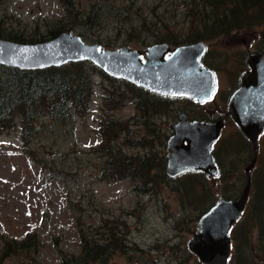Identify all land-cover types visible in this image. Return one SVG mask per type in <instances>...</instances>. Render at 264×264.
<instances>
[{"label": "rangeland", "instance_id": "374dc122", "mask_svg": "<svg viewBox=\"0 0 264 264\" xmlns=\"http://www.w3.org/2000/svg\"><path fill=\"white\" fill-rule=\"evenodd\" d=\"M187 3L0 0V33L45 41L61 29L103 49L128 45L144 50L165 41L168 32L180 40L185 37L192 19L185 14ZM263 34L264 23L207 42L205 60L217 69L219 101L234 89L248 48L256 35ZM90 78L91 94L83 114L66 123L49 115L38 117L27 148L20 141V126L0 135V264H58L64 257L79 254L81 229L98 243L113 234V241L120 238L127 245L129 249L118 246L111 250L105 264H199L187 247L197 220L217 199L240 197L246 183L244 167L254 154L252 144L238 130L231 143H219L216 153L223 175L205 179L211 188L206 194L194 176L165 181L153 174L151 183L131 177L113 181L102 170V145L120 147L129 157L150 152L164 155L170 131L149 125L150 117L143 115L151 113L153 100L149 98L141 111L138 96L144 95L131 92L124 80L98 70ZM174 106L199 109L185 98L177 99ZM114 123L124 125L116 142L111 141L107 127ZM229 131L231 128L225 129L222 139ZM241 139L246 146L233 150L231 145H241ZM256 165L264 178V151L257 156ZM231 168L234 178L227 177ZM33 231L40 238L36 252L16 251L2 257L4 240H19ZM250 239L256 242L253 231ZM232 245L229 264L236 255L246 258L243 264H263L259 257L256 262L251 246Z\"/></svg>", "mask_w": 264, "mask_h": 264}, {"label": "water", "instance_id": "95a60500", "mask_svg": "<svg viewBox=\"0 0 264 264\" xmlns=\"http://www.w3.org/2000/svg\"><path fill=\"white\" fill-rule=\"evenodd\" d=\"M206 49L203 41L172 49L167 43L144 50L120 46L103 49L71 31L45 41L18 42L0 38V65L22 70L58 67L89 61L116 79L126 80L155 94L210 99L216 89L215 73L202 65ZM251 70L245 72L229 99L228 109L242 133L255 142L264 129V50L248 57ZM221 121L188 122L180 115L167 145V172L170 175L201 170L218 174L212 144L219 135ZM250 167V166H249ZM249 167L245 169L248 173ZM247 180L237 200H218L197 221V232L188 243L202 264H228L229 230L243 211L250 189Z\"/></svg>", "mask_w": 264, "mask_h": 264}, {"label": "trees", "instance_id": "16d2710c", "mask_svg": "<svg viewBox=\"0 0 264 264\" xmlns=\"http://www.w3.org/2000/svg\"><path fill=\"white\" fill-rule=\"evenodd\" d=\"M186 17L191 16L190 25L183 39L172 36L171 32L165 37V41L172 45L193 43L199 40L212 41L217 37L226 36L234 30L251 28L264 23V0H186ZM167 27V26H165ZM166 30H169L168 27ZM61 32L50 33L49 38L57 36ZM0 38L18 42H26L24 38L5 37L0 33ZM42 40H32L35 42ZM98 70L105 73L96 65L88 61L67 63L63 66L48 67L44 69L22 70L14 67L0 65V135L20 126V141L27 148L34 131L33 121L42 115L66 123L73 120L76 114L85 112V105L91 94V72ZM131 92L139 95H148V90L125 81ZM138 96V95H137ZM136 96V97H137ZM140 98V96H138ZM140 110L145 111L146 105L141 99ZM137 103V101H136ZM111 141L124 129L117 123L107 125ZM115 135V136H114ZM105 160L102 170L106 178L118 181L126 177L144 179L142 168L145 164L148 171L150 163L148 158L126 156L120 147L102 145ZM109 171V174L107 172ZM159 179L167 181L164 170L159 173ZM196 178V177H195ZM158 179V180H159ZM149 183L154 181L152 173L148 174ZM201 176L196 178L197 183L202 184V192L207 193L210 187L206 185ZM203 212H201L202 214ZM252 214V213H251ZM264 225V224H263ZM261 231L264 232V226ZM231 235L235 245L240 248L251 246L253 255L264 258V250L256 255L253 250L254 244L250 239L253 231L252 215L244 217L241 222L233 227ZM80 252L78 255L64 257L58 264H105L108 253L118 246L127 248L120 238L113 241L114 235L98 243L96 239L89 237L80 230ZM36 231L28 233L22 239L4 240L2 257L9 256L16 251L38 250L40 241ZM120 241V242H119ZM244 257L235 256L233 264H243ZM197 261V260H196ZM264 262V260L262 261ZM201 264V263H199ZM258 264V262H257Z\"/></svg>", "mask_w": 264, "mask_h": 264}, {"label": "flooded vegetation", "instance_id": "af4514ba", "mask_svg": "<svg viewBox=\"0 0 264 264\" xmlns=\"http://www.w3.org/2000/svg\"><path fill=\"white\" fill-rule=\"evenodd\" d=\"M172 36H173V34H172ZM174 36H176V35H174ZM255 37L256 38L253 40L254 43L251 44V46L247 50L245 64H243V66H242L243 69L241 70L239 77L237 78L238 81H237V83H235L236 85L234 86V89L231 92H229V91L225 92L222 95V98H220V101L218 98L219 97L218 96V94H219L218 72H217V69L215 67L210 65L209 62L207 60H205V57H206L205 55L207 53V42L208 41H204V40H199V41H203L206 45V49L202 55L201 63L205 67L211 69L215 73V76H216V89H215V91H214V93L210 99H207L204 101H198V100L190 99L188 97L164 96V95L155 94V93H152L149 91H148V95H144V96L140 97V99L143 101V103L146 105V107H147L146 103L149 101V98L153 100L152 102H150V105L152 107V110L150 111L151 113L148 112L146 115H143L145 118L150 117V121H148L149 125H151L153 127V129L157 128V129L163 130V131H165V130L170 131V134H168L166 141H165L164 155H161L159 152H155L154 155L152 152H150V154H147V153L142 154L141 153L142 155L141 154L138 155V156H142L143 158H148V161L150 163L149 171H148L147 167L145 166L146 164L143 167H141L143 169L142 174L145 178H148L149 173L153 172L152 173V176H153L154 173H159V171H161L162 169L164 170L165 176L168 180H175V179L186 177V176H194L196 178L198 176H201L204 180V181L203 180L202 181L205 183V179L206 180H208L210 178H214V179L217 178L218 179L223 175V169H222L221 164L219 163V159H218L217 153H216L217 146L219 145V143H221V145L231 143L230 142L231 136L233 133L236 134L237 130L242 133L238 123L232 118V116L229 113L228 102H229V99H230L232 92L240 86V80H241L242 75L245 72L251 70V68L248 65V57L250 55L259 54L260 52H262L264 50V34L261 37L258 35H256ZM196 42H198V41H196ZM196 42H193V43H196ZM156 43L158 44L159 42H156ZM161 43H167L170 46L172 45L166 41H163ZM185 44H187V43H185ZM188 44H191V43H188ZM179 98L180 99H184V98L187 99L192 104V106H197L199 109L193 108V107H191L189 110L175 108L174 103ZM161 105H162V107H164L166 109L160 107ZM225 105H226V107H225ZM180 115H182L183 119L185 121H188V122H193V121H198V122L221 121L222 122V126L220 129L219 135L212 144V154H213V157H214L216 164L219 168L218 174H216V175L211 174V175L207 176L201 170L186 171V172L180 173L178 175H170L167 172V163H168L167 145H168L169 138L174 133V128L177 127V125L180 122ZM154 122H156L155 126H154ZM228 127L231 128V131H229L228 136L225 137V139L224 138L222 139L223 132ZM121 132L118 134L117 137H115L113 139V142H116V140L118 138H120ZM242 135L247 140H249V142L252 144V149L254 152L251 161L248 163L247 166L244 167V171H243L244 175L246 176V182L248 179H250L251 184H250V190L248 193V198L246 201L245 208L243 209L239 218L232 224V226H231L232 229H231L230 233L231 234L233 233V230H234L233 227L237 226L244 217L252 215L253 234H254L255 240H256V242H254L253 250L254 251L256 250L255 254L258 255L259 252L262 253V251L264 250V232L261 231V225L264 224V178L261 174H258L256 161H257V156L260 155L262 153V151H264V129L258 135L255 142L251 141L243 133H242ZM144 140L145 139L141 140L143 142V143H141L142 146L145 143ZM239 142H241V145H237V143L231 145L233 150H238L239 149L238 146L239 147L240 146H242V147L246 146V142L243 141L242 139ZM148 145H149V143H148ZM130 157L135 158L137 156H130ZM154 159H156L157 161L155 162ZM247 167H249L248 173L245 171V169ZM263 171H264V169H263ZM227 177L228 178H234L235 177V173H234V170L232 168L229 169V173H227ZM154 178H158V177H154ZM219 199H221V198H219ZM219 199H217V200H219ZM223 199H225V198H223ZM226 199H229V198H226ZM212 205H210L205 211H207ZM260 259H261V261L264 260V258H260ZM262 263L264 264V262H262Z\"/></svg>", "mask_w": 264, "mask_h": 264}]
</instances>
